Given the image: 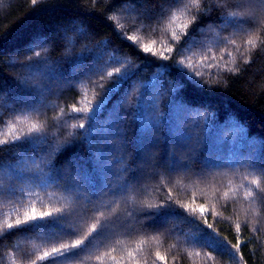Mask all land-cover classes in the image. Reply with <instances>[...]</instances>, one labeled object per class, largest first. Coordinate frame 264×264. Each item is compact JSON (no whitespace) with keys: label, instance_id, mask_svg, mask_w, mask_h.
I'll return each instance as SVG.
<instances>
[{"label":"trees","instance_id":"1","mask_svg":"<svg viewBox=\"0 0 264 264\" xmlns=\"http://www.w3.org/2000/svg\"><path fill=\"white\" fill-rule=\"evenodd\" d=\"M0 264H264V0H0Z\"/></svg>","mask_w":264,"mask_h":264},{"label":"snow or ice","instance_id":"2","mask_svg":"<svg viewBox=\"0 0 264 264\" xmlns=\"http://www.w3.org/2000/svg\"><path fill=\"white\" fill-rule=\"evenodd\" d=\"M32 3L35 4V3H36V0H32ZM184 27H187V26H184ZM174 35H175V34H174ZM175 38L178 39V36H176ZM129 39L135 40V38L132 37V36H130ZM233 43H234V41H233ZM249 43H251V41H249ZM142 49H143V51H145V52L155 54V53L153 52V47L150 46V45L145 44V45H143ZM165 51H166L167 53H171V52L173 51V49H172V47H168ZM36 55L39 56L40 53L38 52V53H36ZM160 56H161L162 58H165V59L167 58V55H165L163 52L160 53ZM109 75H111V73H109ZM77 111H83V110H82V109H78ZM82 126H83V125H80V127H82ZM254 183H255V181H254ZM249 195H251V193H249ZM57 211H59V209H57ZM192 211H196V209H192ZM199 211H200L201 213H203V212L205 211V208H204L203 206H201V207L199 208ZM26 215H27V214H26ZM51 215H52V213H50V212H42V213H40L39 215H36V214H35V210H33V214L30 215V216H27V220H25V221L17 220V221H16V224H17V225H20V224H22V223L27 222L28 220H35V219H39V218L49 217V216H51ZM8 227L11 228L12 225H8ZM238 227H239V226H238ZM82 242H83V241H81V240H77L73 245H71V247H77V246H79ZM63 247H64V248H67V247H69V246H68V245H64ZM232 247L239 248V247H240V244H235V245H233ZM59 251H61V249H58V248H54V249H53V252H59ZM46 255H47V254H46Z\"/></svg>","mask_w":264,"mask_h":264}]
</instances>
